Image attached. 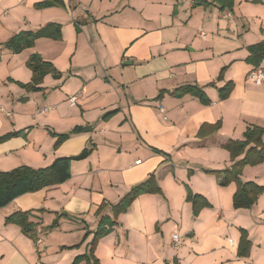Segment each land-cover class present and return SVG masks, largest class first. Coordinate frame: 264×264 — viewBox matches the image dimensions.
Here are the masks:
<instances>
[{"label": "crops", "instance_id": "0c3cea01", "mask_svg": "<svg viewBox=\"0 0 264 264\" xmlns=\"http://www.w3.org/2000/svg\"><path fill=\"white\" fill-rule=\"evenodd\" d=\"M43 1L0 0V107L25 109L32 123L43 117L41 125L25 130V139L0 143V172L87 154L70 161L64 183L0 209V264H71L88 254L92 235L78 248H61L80 243L85 227L95 231L103 202L108 205L101 215L112 217L109 205L151 174L161 194L140 195L120 213L89 264H264V192L250 208L234 209L236 185L220 186L205 173L230 167L227 141L242 140L249 126L264 129V76L260 85L251 83L247 75L254 65L246 61L248 47L264 43V0H232L231 10L216 0L195 7L194 0H60L35 7ZM51 25L59 26L60 40L39 38L19 54L4 47L22 31ZM32 54L59 73L47 74L38 92L16 84L30 82L25 63ZM259 66L264 72V57ZM226 84H232L230 94L220 100L218 89ZM190 86L210 103L177 95ZM16 95L26 104H15ZM73 95L79 96L71 106L67 99ZM11 117L0 112V133L16 128L6 123ZM217 122V131L197 135L202 125ZM35 127L45 128L50 139H35ZM74 129L80 131L53 150L49 132ZM240 180L264 186V162L244 167ZM187 188L210 205L195 217ZM17 211H32L35 241L5 224ZM59 215L65 216L48 231ZM240 230L250 243L244 258L237 256ZM174 233L180 240L176 251Z\"/></svg>", "mask_w": 264, "mask_h": 264}, {"label": "trees", "instance_id": "16d2710c", "mask_svg": "<svg viewBox=\"0 0 264 264\" xmlns=\"http://www.w3.org/2000/svg\"><path fill=\"white\" fill-rule=\"evenodd\" d=\"M222 9L226 8L231 10L232 0H216ZM255 2V1H253ZM60 3V0H45L35 5L36 8H44ZM192 7L198 5L206 6L207 3L202 0H194ZM257 3V2H256ZM39 38H48L54 41L61 39V32L59 26L51 25L48 28L41 29L36 32L22 31L8 42L4 44V47L12 54H19L23 50L33 47L34 41ZM249 56L246 61L253 64L254 67H258L264 57V43H258L248 47ZM26 67L31 71V80L29 83L21 84L16 83L20 88L27 92L41 91V84L44 77L47 74H51L52 77L58 78L59 73L53 68V66L44 61L38 54H32L29 56L25 63ZM223 70L219 73L218 78L222 76ZM232 84H226L224 87L218 89V98L225 100L228 98L231 91ZM177 95H190L195 97L200 103L208 105L210 103L206 95L197 87H182L177 89ZM23 100V99H22ZM107 114V116L111 115ZM220 127V123L217 122L213 125L204 124L198 131V136L202 137L206 131L208 134L217 131ZM80 131L74 129L68 134H49L55 138L53 144V150H56L65 140L69 138L71 134ZM264 129L258 126H249L243 133V139L240 141L229 140L223 148L229 153L231 165L228 169L222 171H205L206 174H210L220 180V186H227L230 183L236 185V190L232 196V207L234 209H248L257 200L258 196L264 192V186H259L253 182H242L240 180V174L246 166H256L264 162V143L262 136ZM18 134H6L0 136V143L17 136ZM71 159L69 157L55 158L51 164L44 168H31L29 166H19L10 171L0 172V209L8 205L15 198L37 192L41 189L56 186L64 183L70 178V165ZM186 201L191 204L192 214L195 217L198 212L203 208L210 207L209 203L200 195L191 193L186 189ZM143 194H161L160 187L153 174L149 175L144 181L135 184L130 190L114 205H109L112 213V217L108 215H101V212L108 205L102 203L95 212L98 216V223L94 232H90L84 228V235L77 245L72 247H62L61 249L78 248L83 244L89 235H92V239L89 242L88 254L76 257L71 264H78L85 261L89 264V260L92 257L93 250L96 243L108 235L114 228L116 223V217L127 210L130 204L140 195ZM44 212L43 210H38ZM65 215L56 216L52 223L46 227L48 231L54 230L58 227V220ZM34 218L32 211H17L5 218V224L15 225L19 228L20 232L35 241V229L37 223L31 221ZM240 239L237 246V256L244 258L248 256L250 243L247 239V233L244 230H240ZM93 263L97 264L93 259Z\"/></svg>", "mask_w": 264, "mask_h": 264}, {"label": "rangeland", "instance_id": "374dc122", "mask_svg": "<svg viewBox=\"0 0 264 264\" xmlns=\"http://www.w3.org/2000/svg\"><path fill=\"white\" fill-rule=\"evenodd\" d=\"M17 96V99L15 101V104H18V105H25L26 104V101L22 100L19 96L21 95H16ZM69 98V97H68ZM67 102H68V99H67ZM35 103H38V101H33L31 104L32 105H35ZM69 104V102H68ZM11 112H12V117L11 118H4L6 120V123L10 124V123H13L14 126L17 128L15 129H5L4 131H2L0 133V136H4L6 134H13V133H16L18 134L17 136L13 137V138H21V139H25L26 136H27V132L25 130H32V126H35V123L41 125V121L40 120H43V117H38L36 120H35V123H32V120L28 117V116H25L28 112H24L25 109H14V107H10L8 108ZM40 109V105H35V108L34 110L35 111H38ZM38 114V113H37ZM4 115H2L3 117ZM5 117V116H4ZM32 125V126H30ZM38 125V126H39ZM35 133H36V136H35V139H50L49 136H47V130L43 127H39L38 129L35 127ZM33 129V130H34ZM44 135V137L42 136ZM13 138H10V139H13ZM45 143V141H44ZM43 143V144H44ZM52 144H50L49 148H48V151L51 150ZM22 158V159H21ZM20 160H25L23 159V157H21ZM36 163H34V167H35ZM29 166V165H28ZM45 166V165H44ZM31 167V166H30ZM42 168V167H41Z\"/></svg>", "mask_w": 264, "mask_h": 264}, {"label": "built area", "instance_id": "2783aa9c", "mask_svg": "<svg viewBox=\"0 0 264 264\" xmlns=\"http://www.w3.org/2000/svg\"><path fill=\"white\" fill-rule=\"evenodd\" d=\"M263 76H264L263 69L260 66H258V67H254L251 71H249L247 75V79L254 85H260L262 83ZM78 96L79 95H73L68 98V102L71 106L76 104ZM0 112H3L7 117L11 116V112H6L1 107H0ZM43 112H44L43 110L40 111V114H42ZM171 241H172V249L176 251L180 246V240L176 233H174L171 236ZM230 243L232 244L233 241L230 240Z\"/></svg>", "mask_w": 264, "mask_h": 264}, {"label": "water", "instance_id": "95a60500", "mask_svg": "<svg viewBox=\"0 0 264 264\" xmlns=\"http://www.w3.org/2000/svg\"><path fill=\"white\" fill-rule=\"evenodd\" d=\"M86 152L81 153L80 155L76 156V157H69L71 160H82L86 157Z\"/></svg>", "mask_w": 264, "mask_h": 264}]
</instances>
